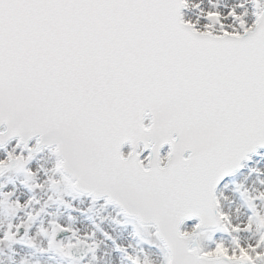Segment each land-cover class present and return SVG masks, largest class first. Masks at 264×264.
<instances>
[{
  "label": "snow or ice",
  "instance_id": "1",
  "mask_svg": "<svg viewBox=\"0 0 264 264\" xmlns=\"http://www.w3.org/2000/svg\"><path fill=\"white\" fill-rule=\"evenodd\" d=\"M0 264H264V0H0Z\"/></svg>",
  "mask_w": 264,
  "mask_h": 264
},
{
  "label": "bare ground",
  "instance_id": "2",
  "mask_svg": "<svg viewBox=\"0 0 264 264\" xmlns=\"http://www.w3.org/2000/svg\"><path fill=\"white\" fill-rule=\"evenodd\" d=\"M2 219H3V217L0 216V220H2ZM30 264H41V262L38 260V258L35 255H33L30 257ZM49 264H58V262H56L53 259L51 262H49Z\"/></svg>",
  "mask_w": 264,
  "mask_h": 264
},
{
  "label": "rangeland",
  "instance_id": "3",
  "mask_svg": "<svg viewBox=\"0 0 264 264\" xmlns=\"http://www.w3.org/2000/svg\"><path fill=\"white\" fill-rule=\"evenodd\" d=\"M0 258H4L2 254H0ZM54 260L58 262V264H63V262L59 258H54Z\"/></svg>",
  "mask_w": 264,
  "mask_h": 264
}]
</instances>
